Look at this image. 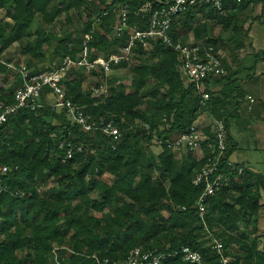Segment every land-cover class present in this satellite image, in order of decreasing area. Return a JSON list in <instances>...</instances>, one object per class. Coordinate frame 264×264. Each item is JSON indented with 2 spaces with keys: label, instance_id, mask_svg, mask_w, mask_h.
<instances>
[{
  "label": "trees",
  "instance_id": "1",
  "mask_svg": "<svg viewBox=\"0 0 264 264\" xmlns=\"http://www.w3.org/2000/svg\"><path fill=\"white\" fill-rule=\"evenodd\" d=\"M146 1L62 0L56 3V0H0V11H6L10 19V22H0V58L17 43L21 53L29 56L26 60L28 70L35 75L44 74L56 70L66 57L77 59L84 52L86 35L91 36L89 48L97 50L92 53V59L109 49V56L121 54L129 36L114 34V26L120 23L114 9L128 6L129 25L134 26L138 22L136 14ZM222 2L224 15L210 6L188 9L175 20L171 38L183 44L206 41L220 51V40L212 35L210 26L193 24L197 14L203 12L210 24L222 26V32H228L234 25V33L238 35L239 24L234 14L241 10L240 6L235 0ZM49 5L52 6L50 11ZM72 10L84 22L81 29L75 30V35L63 33L59 36L42 27V24H52L64 14L71 23ZM53 42L56 43L53 55L61 59L55 69L52 66L48 69L43 65L49 62L45 46ZM237 43V49L244 48L243 41ZM147 52L148 49L141 46L133 51L140 57ZM151 52V59L159 58V67L141 64L131 69L130 75L125 77L130 85L121 82L117 87H109L103 98H94L84 83L73 76L75 73L82 76L86 72L84 69H72L63 80L66 98L83 108L94 120L98 121L105 112H111L117 114V124L124 113L129 121L149 123L147 115L151 112L155 116L151 133L125 132L115 140L101 131L95 134L84 132L73 122L65 128L60 119L62 113L56 112L51 103L35 111H18L0 129V162L11 168L2 183L8 191L0 195V264H53L55 246L72 251L60 253L62 264H97L93 255L123 262L132 250L139 247L162 252H177L182 247H190L201 252L205 262L219 264L216 252L203 247L206 229L198 216L196 201L204 189L193 185L206 160L192 154H188L187 161L178 160L175 157L177 151L166 145L160 147V153L154 158L149 155L148 148L157 138L179 137L207 113L225 122L229 143L227 156L230 157L236 148L231 143L234 140L232 122L240 117V108L246 98L236 78L239 72H231L223 61L228 74L205 83L210 99L203 106L195 85L179 70L181 63L179 69L176 67V51L157 43ZM255 57L251 70L256 75L259 61L264 60V52L255 53ZM120 67L128 68L129 64L115 65L112 71ZM5 69L0 62V71ZM90 74L95 76L96 71ZM255 75L248 76V81H252ZM17 77L10 90H0V103L15 102L14 93L22 85L21 75ZM117 79L113 77L111 83L115 84ZM100 86L96 83L93 88ZM130 88L134 90L128 91ZM145 88L149 90L141 94V89ZM44 90L52 92L48 87ZM146 98L156 101L149 103L147 111L144 110ZM61 129H64L62 135L54 141L52 134ZM72 133H75L72 142L85 147H79L82 151L73 148V155L68 158L60 144ZM246 168L242 176L234 178L228 189L208 199L206 223L208 230L223 241L225 255L232 264H241L242 261L264 264V253L260 252L257 240L248 246L249 234L243 235L241 240L228 231L217 234L219 226H230L234 232L239 230L240 223L260 216L264 175ZM105 175L111 176L109 182L102 179ZM48 180L55 186L40 192L39 186L46 185ZM93 193H97L100 200L92 199ZM231 193L240 195L236 198ZM257 221L255 219L254 223ZM235 245L241 247L245 258L233 259L228 248L233 249ZM164 264L185 263L177 257Z\"/></svg>",
  "mask_w": 264,
  "mask_h": 264
},
{
  "label": "built area",
  "instance_id": "2",
  "mask_svg": "<svg viewBox=\"0 0 264 264\" xmlns=\"http://www.w3.org/2000/svg\"><path fill=\"white\" fill-rule=\"evenodd\" d=\"M146 2L151 3V10L147 13H142V15L147 20V26L145 28L137 27V32L139 33V38L137 40L132 39V36L134 34L130 31L133 26L129 25V14H130L129 7L128 6L115 7L114 12L119 15L120 23L114 26V34L116 36L127 34L129 36V40L127 42V45L123 47L122 49L123 51L121 54H113L109 56V57L111 56L117 57V61L114 62V66L122 64V63H128L127 58H125L124 60H120V56L124 55L125 53L131 55L133 54L134 49L138 48L139 46L143 47L139 42L140 39H143L144 43L150 44V45L153 43L154 44L162 43L165 45L163 36L156 37L155 40H153L150 35L153 32L163 31L162 29L152 27L151 18L154 17L157 13H163L165 10H168V13H169L168 16L167 17L161 16L160 19H161V22H163L164 19L168 20V25H167L168 31H166L164 35H167L169 37V40L172 42V44H176V42L170 36L172 26L175 20L179 18L180 16H182L183 14H185L187 10L190 9L191 7L210 6L214 10H216L220 15H224V7H223L222 0H197L195 4L192 3V0H186V2L183 3L180 8H177L175 12L170 11V8L175 6V0H173V3L171 5H169L167 2H161V0H147ZM143 7H144V4L140 7V9ZM140 9L138 10V13L140 12ZM90 39H91L90 35L85 36L84 51H85V47H87L88 50L91 52V49L89 48V45H88ZM178 43H181V42H178ZM183 47L188 53H192L193 55L186 56L184 61L181 62L180 69L186 70V71H181V72L190 83H193L195 85L197 92L200 94L201 104L205 106L210 99V94L206 92L205 83L211 79H217L220 77H224L228 74L224 66V63H223V57L220 51H216V49L213 46L208 45L206 41H199V42L190 41L188 43L183 44ZM172 48L176 51L174 47ZM206 53L209 56H211L212 61H216L219 65V67L214 68V70L211 72L207 71L210 61L209 59L206 58L205 56ZM197 57H199L198 60H197ZM83 59L84 58L81 56L80 61H79V68L77 67V59L66 57L63 60L62 64L56 70H53V71H50L44 74L35 75L26 68H24L23 70H20V75L22 78V85L14 93L15 102L13 104H6V105L15 107V104L17 103L16 95L18 92L26 91V88L24 87L25 84L33 87V90L35 92L36 91L35 82H40L43 85V88L39 93H37L39 98H41L42 91L45 87H48L50 89L49 86L55 85L57 88L62 89L63 95L61 97V102L65 105L64 109L67 111V105H71L73 108L82 110L84 114V118L87 119L88 115L84 112L83 108L78 106L71 99L66 98L65 89L63 86V80L66 78V76L72 69H75V70L84 69L87 72L89 71L88 67L83 64ZM98 59H100V56L97 59L91 58L89 63L92 64L95 62V60H98ZM65 61H70V63H65ZM189 61L193 65L191 70H188ZM105 63H107V61H105ZM197 63L199 64V69L205 70L204 75H200V71L195 67ZM113 67L110 69L111 71ZM219 68H223V72L219 71ZM92 71H95V69H92L90 73ZM45 80L47 81L46 84L44 83ZM51 90L52 92L55 91V89H51ZM107 92H108V89H107ZM107 92L102 95L106 96ZM94 98H100V96L94 97ZM31 100H32V97L27 96L23 102L26 105V107L17 108L14 112L9 113V115L5 118V121L3 123H0V129L8 122L9 117L16 114L18 111L28 110V109L32 111L38 110L36 108H33L32 104L30 103ZM0 105H5V104L0 103ZM0 114H2V110H0ZM205 114L207 113H204L203 115ZM73 123L79 126L84 132H92V128L90 124L84 125L83 128L81 127L79 116H77L76 121H74ZM109 123H111V121L109 122L104 121L103 125H100V127L107 128ZM213 128L217 130L215 136L212 135ZM101 132H103L105 135L109 137H113L115 140H119L117 139V136H120L119 130L113 133L112 135H109L108 132L106 131H101ZM224 134H227V127H226L225 122L223 120L215 119L207 114L206 118H203V116H201L192 125V127L188 131L184 132L179 137L172 138V139L157 138L155 140V144L158 145L159 149L163 145H166L169 149H172L173 151H183L186 154H192L193 156L195 155L194 157L200 160L201 159L206 160L205 165L200 169V171L197 173L196 177L194 178L193 185L196 187H203L204 189L203 193L198 197L196 201V208L198 211V216L203 222L205 229H207L208 232H210L208 230L207 223H206L208 199L214 197L216 194L222 192L223 190L228 189L230 185L232 184L234 178L242 176L247 169L244 165L240 163H236L234 161L232 162V165L229 166V161H231V156L230 157L227 156L229 147L225 149V153H226L225 155L220 154L219 143H220V139L224 138ZM201 136L210 137L211 140H214L216 142V152L215 153L209 154V151L207 150V145L209 143V140L201 139L200 138ZM190 139H191V143H189ZM225 143L229 145L228 134L226 135ZM112 147L115 150V145H112ZM78 150L82 151V148H79ZM217 155L220 156V162L216 165L213 171L207 172L206 169H207V165L209 164V161L214 162V156H217ZM241 168H245V171L243 174H241L240 172ZM15 169H18V167H15ZM10 171H11V168L9 166L0 162V195L3 192L8 191L6 188H3L2 183H3L4 177ZM218 176L224 179L217 180ZM197 177H199L198 180H197ZM209 185H211V188H212L211 192L208 191ZM216 239L219 241L221 249L223 250L222 252L215 251L218 257L220 258L219 264H224V261H227V264H232L231 259L225 255L223 241L221 239H218L217 237ZM184 248H188L189 251L185 252ZM137 249L140 250L139 254H137V251H136ZM62 251L72 252L67 247L55 246V248L52 251V263L53 264H62V259L60 255ZM149 251H151L153 255L149 257L148 261H143L142 257L145 254H147V252ZM196 252H197L196 250H193L190 247H182L180 251H177V252H162L158 250H144L143 248L139 247V248L132 250L130 254L133 259L137 260L138 264H164L166 261L170 259H176L177 257H180L182 261L185 263V258L189 257L191 254H195ZM200 255L202 257L201 264H209L205 262L204 257L201 254V252H200ZM153 258H156L155 261ZM92 259H94L97 264H127L129 255L123 262L112 261L108 258L100 257L98 255H93Z\"/></svg>",
  "mask_w": 264,
  "mask_h": 264
},
{
  "label": "clouds",
  "instance_id": "3",
  "mask_svg": "<svg viewBox=\"0 0 264 264\" xmlns=\"http://www.w3.org/2000/svg\"><path fill=\"white\" fill-rule=\"evenodd\" d=\"M161 2H167L169 5L173 3V0H161ZM186 0H175V6L170 8V11L175 12L177 8H180L183 3H185ZM197 0H192V3L195 4ZM235 2L240 6V11L236 12L234 15L237 17V22H239L242 27L247 30L249 29V26H251L250 31H245L241 33V37L244 39L245 42V51L246 53L249 51H255L256 49H248L247 44L248 43H254L260 45V50L264 51V0H235ZM51 5H49V11L51 10ZM151 10V3H144V7L140 9V12L137 13L138 22L136 25H134L131 28V32L134 34L132 36L133 40H137L139 38V33L137 32V27H145L147 26V20L142 15V13H147ZM168 10H165L163 13H157L154 17H152V27L153 28H159L163 31H157L151 33V37L153 40H155L156 37L163 36V39L165 41L166 47H174L176 49V57H175V63L176 67L179 69V64L184 61L186 56L193 55L192 53H188L184 47L183 42L172 44V42L169 40V37L167 35H164L166 31H168L167 25L168 20L164 19L163 22H161V16L167 17L168 16ZM76 27H79L77 24ZM95 27L93 31H95ZM140 44L145 48L148 49V52L145 56L140 57L136 54H127L120 56V60H124L127 58L129 67L123 68L120 67L118 71L113 72L110 69L114 66V62L117 61L116 56L109 57L108 51L101 52L100 53V59L95 60L94 63L90 64L89 61L92 57V53H95L97 50L92 49L91 52L88 50L87 47H85V51L80 53V56L77 57V67L79 68V61L80 57L82 56L83 64L88 67L89 71L85 72V75H88V81L84 85L85 88H88V90L92 93V96L98 97L102 94L107 92V89L109 87H117L122 81L123 77L121 74H128L130 68H132L134 65H147L150 68L155 66L159 67V58L156 60L151 59L152 52L151 49L155 47V44H146L144 43L143 39H140ZM123 51V50H121ZM211 51V50H209ZM135 56V58H133ZM206 58L209 59V67L207 71L211 72L214 70V68L219 67L218 63L216 61L211 60V56H209L207 53L205 54ZM199 57H197V60ZM107 61V63H105ZM2 62V61H0ZM65 63H70V61H65ZM53 69L57 66L55 63L51 65ZM193 67L192 63L189 61L188 64V70H191ZM195 67L200 71V75H204V69H199V64L197 63ZM92 69H95L96 75L91 76L90 71ZM180 71H186L185 69H179ZM219 71L223 72V68H219ZM113 77H120V79L116 80L115 84L111 83V79ZM44 83L46 84L47 81L45 80ZM94 83H99L101 86L97 88L89 87L90 85ZM129 83H131L129 81ZM7 87H12V85H8ZM26 88V91L18 92L16 95V101L15 107L8 106V105H0V110H2V114H0V123H3L5 121V118L9 115V113L14 112L17 108L20 107H26V105L23 103L25 98L27 96H31L32 100L30 103L32 104L33 108L36 109H43L46 104L51 103L55 106V111L58 113H62L60 116V119L64 122V127H67V124L70 122H74L77 119V116L80 117V125L83 128L84 125L90 124L92 128V134H95L99 131H106L109 135H112L113 133L120 131V136H123L125 132L129 133H135L136 131H145L147 133H151V123L155 122V116L153 113L148 112L147 119L149 120V123L143 122V120H136V121H129L126 119V113L120 115V123H116L117 114L111 113V112H105V115L100 116L97 120H94L92 116H88L87 119L84 118V114L82 110L73 108L71 105H67V111L63 112V109L65 108V105L61 102V97L63 95L62 89L57 88L55 85L49 86L50 89H55L54 92H49V90L43 91V98H39L37 93H39L43 85L40 82H35V89L34 92L33 87L25 84L24 86ZM246 90L253 91L250 86L248 85H242ZM134 88L128 89V91H133ZM148 88L141 89V94L148 91ZM149 102L155 103L156 101H145V104H148ZM87 107V105H85ZM93 107H96L93 105ZM147 111V109H144ZM241 112V119L240 123L242 126L246 128L251 127V122L253 120L257 119L256 113L258 112L259 118L261 120H264V94L260 95L258 99L254 100L253 95H247L246 99L242 102V108L240 109ZM106 119L111 120V123L108 124L107 128H101L100 125H103L104 121ZM53 123H56V121H53ZM64 129H61L58 133L52 134V139L55 141L59 138L60 135H62ZM217 130L213 128L212 135H216ZM226 135L224 134V138L220 139L219 143V149L220 154L225 155V149L229 147L227 143H225ZM75 136V133H72L70 138L68 140H65L64 143L60 144L61 150L64 152L65 156L70 158L73 155L72 149L73 148H79V147H85V145H77L72 142L73 138ZM120 136H117V139H120ZM261 144L260 148L261 150H264V128L261 129ZM201 139H208L209 143L207 145V150L209 151V154H213L216 152V142L214 140H211L210 137H200ZM240 140L239 137H237L235 140H233L231 143L236 146V154L232 156L231 161H229V166L232 165L233 161H238L242 164H245L246 161H249L253 159L251 155L252 150V142L249 139V143L247 145V148H245L244 143L238 141ZM189 143H191V139L189 140ZM89 151H91L90 146ZM155 151H159V149H155ZM158 162V161H157ZM220 162V156H214V162L209 161V164L207 165V172L213 171V169L216 167V165ZM245 167H250V165L245 164ZM252 171H256V169H251ZM245 171V168H241L240 172L243 174ZM199 177H197V180ZM224 179L222 177H217V180ZM212 188L211 185H209L208 191L211 192ZM260 235V234H257ZM202 240L204 241L203 247L212 249L216 252H222L219 241L216 239V237L211 233L208 232L207 229L205 230V235L203 236ZM210 241V243H208ZM260 249L264 250V236H261L260 240L258 241ZM247 244L249 247L252 246V240L249 239L247 241ZM137 254H139V249L136 250ZM185 252H188V248H184ZM228 251L231 252L232 248H228ZM152 252L149 251L147 254H145L142 257L143 261H148L149 257L152 256ZM154 261L156 258H153ZM202 257L200 255V252L197 251L195 254H191L189 257L185 258V264H201ZM127 264H138L136 259H133L131 254H129V259L127 261ZM224 264H227V261H224ZM243 264V261L241 262Z\"/></svg>",
  "mask_w": 264,
  "mask_h": 264
},
{
  "label": "rangeland",
  "instance_id": "4",
  "mask_svg": "<svg viewBox=\"0 0 264 264\" xmlns=\"http://www.w3.org/2000/svg\"><path fill=\"white\" fill-rule=\"evenodd\" d=\"M61 2H62V0H56V3H61ZM202 10L203 9H201V11ZM39 17L37 18L38 20H40ZM79 17H80V15L77 12H75L74 10H72L71 14H70L71 23L67 22L66 15L64 14L60 18L56 19L55 22H53L52 24H49V25L42 24V27L44 29H46L47 32H50V31L56 32L59 36H62L63 33H66V35L72 36L73 34L74 35L76 34V31H75L76 29H81L83 26L84 22ZM196 18H197V20L193 24V26H197L199 24H205V23L208 24L210 26V28L212 29V35L215 38H218L220 40L219 50H220L221 55L223 57V61H224L226 66L230 67L231 72H235V71L239 72V74L236 78L240 82L241 87H242V85H248V86H250V88H252L253 86L257 85L253 81L248 83L247 77L255 75L253 73V71L251 70V68L256 61L255 53L261 52L260 45L254 44V43H248L247 44L248 49H256V50L254 52L249 51L246 53L245 51H243L245 49V42H244V39L241 37V33L248 31V30L250 31L251 26H249V29L245 30L242 27V25L238 22V24H239L238 27H239L240 33L238 35L237 34L235 35V33H234L235 26L234 25L230 28V30L228 32H222V26L216 25L215 23L210 24L211 21L208 19L206 20L207 17H204L203 12L198 13ZM0 22H3V23L4 22H10V19L7 17V12L4 10L0 11ZM77 24L79 25V27H76ZM233 38H234V40H232ZM237 41L239 43H241L243 41V44H244L243 49H237V46H238ZM55 45H56V43L53 42L51 45L45 46V50H46V54L49 58L48 59L49 62L45 63L43 65L47 66L48 69H51L52 68L51 65L53 63H55V64L58 63V61L61 59V57H57L56 55H53ZM28 58H29V56L23 55L21 53L20 45H18L17 43L14 44L5 54H3V56L0 58V60L3 62V66H5L6 69L3 71H0V90L1 89L10 90L11 89V87H7V86L10 84L11 85L15 84V82L18 80L17 76H18V74H20V70H23L24 68L28 69V65L26 62V60ZM140 65L141 64L134 65L132 68H130L128 74H121L122 77L125 78L128 75H130L131 69L138 67ZM257 67L258 68L256 69V75L258 74V78L260 79V81L261 80L263 81V88H264V60H260ZM114 72H116V71H114ZM73 76H75L78 80H81L84 83V85L88 81V75L83 74L81 76V75H77V73H75ZM116 78L120 79V77H116ZM125 79L122 81V83L126 86H129L130 83H129L128 79L127 78H125ZM95 85H96V83L90 85L89 87L93 88V87H95ZM149 85H151V84H149ZM104 96L105 95H102V96H100V98H103ZM246 96H247V93H246ZM150 100H148V98L145 99V101H150ZM149 103L145 104L146 109H150ZM241 108H242V106H241ZM201 116H203V118H206L207 114L201 115ZM240 127H241L240 121L238 119L233 120L232 127H231V134L233 135V137L235 139L237 137H239L240 138L239 143L240 142L244 143L245 148H247V145L249 143V139L251 140V142H252L251 155H252L253 159L246 161V162L251 165L252 169H256L255 172H257L260 175H264V150H261L260 145L258 144V141L255 139V136L252 134V132L251 133L249 131L241 132ZM155 149H159L158 145H156V144H153L152 146H150L148 148L149 155H153L154 158H156L158 156V154L160 153V149H159V151H155ZM188 156L189 155L183 151L175 152V157L178 160L187 161L186 158ZM102 179L104 181L109 182L111 179V176L105 175ZM45 183H46V185L41 184L39 186L38 189L40 192H43L46 189H49L50 187L55 186V184L49 180L46 181ZM231 195L237 198V197H239L240 194L231 193ZM91 197H92V199L100 200V197L98 196L97 193H93L91 195ZM263 197H264V192H263ZM262 202H263V207H264V198L262 199ZM237 210H238V208H237ZM96 215H98V214L96 213ZM260 215H261V212H260ZM255 219L258 220L256 223H254ZM219 227H220V230H217L218 235H220L224 231H228V233H231V235L236 237L238 240H241L243 235L249 234L250 235L249 239H251L252 242L255 240H257V242H258L260 240L261 236H264V223L263 224L260 223V216L258 218L249 219V221L247 220L244 223H240L238 225V228H239L238 231L232 232V229L230 226L229 227L228 226H225V227L219 226ZM229 228H230V231H229ZM255 229H256V231H255ZM257 234H260V235H257ZM259 250H260V252L264 253V250L260 249V247H259ZM231 255H232L233 259H235V260L237 258H242V259L245 258V254L242 252L241 247L239 245L234 246V248L231 251ZM243 264H254V263L245 262Z\"/></svg>",
  "mask_w": 264,
  "mask_h": 264
},
{
  "label": "crops",
  "instance_id": "5",
  "mask_svg": "<svg viewBox=\"0 0 264 264\" xmlns=\"http://www.w3.org/2000/svg\"><path fill=\"white\" fill-rule=\"evenodd\" d=\"M258 68V67H257ZM256 73V72H255ZM262 78V77H261ZM255 84V86H253L251 89L253 91H248L246 90L244 87H243V90L245 92V94L247 93V95H253V98L256 100L258 99V97L262 94H264V88H263V81L258 78V74L254 76V79L252 80ZM252 81H247L248 83L252 82ZM257 115V119L256 120H253L251 122V127L250 128H246L244 126L241 125L240 123V131L241 132H246V131H249L250 133L252 132V134L255 136V139L258 141V144L260 145L261 144V136H260V133H261V129L264 128V120H261L259 118V114L258 112L256 113ZM239 121L241 119V113H240V117L237 118ZM233 137V135H232ZM233 139L235 140V138L233 137ZM239 143V141H238ZM236 153V148L233 152V154L231 155V158L232 156ZM236 163H240L238 161H234ZM242 164V163H240ZM245 164L247 165H250L248 164L247 162H245ZM244 164V165H245ZM249 169H252L251 165L250 167H248ZM261 204L263 205V202L261 201ZM260 223L263 224L264 223V207L261 209V215H260Z\"/></svg>",
  "mask_w": 264,
  "mask_h": 264
}]
</instances>
